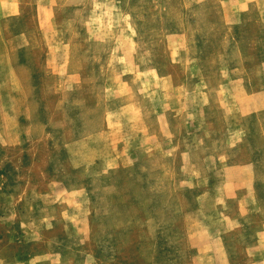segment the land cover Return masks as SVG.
<instances>
[{
  "label": "rangeland",
  "instance_id": "374dc122",
  "mask_svg": "<svg viewBox=\"0 0 264 264\" xmlns=\"http://www.w3.org/2000/svg\"><path fill=\"white\" fill-rule=\"evenodd\" d=\"M0 264H264V0H0Z\"/></svg>",
  "mask_w": 264,
  "mask_h": 264
},
{
  "label": "crops",
  "instance_id": "0c3cea01",
  "mask_svg": "<svg viewBox=\"0 0 264 264\" xmlns=\"http://www.w3.org/2000/svg\"><path fill=\"white\" fill-rule=\"evenodd\" d=\"M7 189V187L3 186V184H0V193L1 192H5V190Z\"/></svg>",
  "mask_w": 264,
  "mask_h": 264
}]
</instances>
